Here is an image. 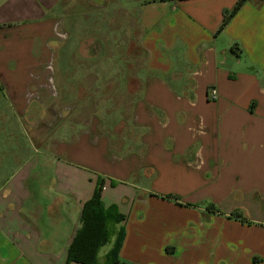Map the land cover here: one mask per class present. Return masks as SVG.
<instances>
[{
  "label": "crops",
  "instance_id": "1",
  "mask_svg": "<svg viewBox=\"0 0 264 264\" xmlns=\"http://www.w3.org/2000/svg\"><path fill=\"white\" fill-rule=\"evenodd\" d=\"M239 1L0 0V264H68L100 187L125 218L122 261L264 264V0L221 30ZM97 10L118 11L121 48L133 18L146 55L120 138L110 116L79 128L60 100L123 80L107 55L102 75L72 56L57 68L64 34Z\"/></svg>",
  "mask_w": 264,
  "mask_h": 264
},
{
  "label": "rangeland",
  "instance_id": "2",
  "mask_svg": "<svg viewBox=\"0 0 264 264\" xmlns=\"http://www.w3.org/2000/svg\"><path fill=\"white\" fill-rule=\"evenodd\" d=\"M117 12L118 11L105 13L98 10L94 11L90 18H83L79 24H77L76 28L78 30L75 32H70L68 30L69 33L64 34L68 37L65 39L66 41L64 40L66 43L64 44V48L61 49L60 56L58 57L59 63L57 62V68L60 67L61 71H59L62 72L63 67L64 71L65 69H71L81 63H86L82 65L84 68L89 66V64H93V69L101 74L100 71L105 69V66L100 64L96 65L95 58L97 56L107 55L109 57L124 59L125 73L123 80L121 82L111 81L101 84L103 85V90H106L103 91V93H107L108 96H89L88 94L90 91L82 90L77 91L78 95L76 97L65 96L66 93H63L64 95L60 97L63 104H72V109L74 111L71 110L70 116L73 121L81 124L79 128L83 129L85 123H87L93 115H99L101 117L110 116V121H112V124L114 123V134L116 136H121L131 131V129H129L131 124V109L136 100L134 94L139 92L141 85L136 79V74L143 71V63L146 55L139 45L138 28H132L129 23L133 18H126L125 21H123L126 28L124 34V47L121 48L118 46L120 43H118V45L116 44L117 33L113 30L118 28L121 22V17H117ZM91 43H94V46L90 49ZM70 56L74 58L72 62H76L77 64L70 67L62 65L66 58ZM66 62H68V60ZM85 85H87V88L89 87L88 81H86ZM85 92H87L86 96L84 95ZM94 92L95 91H93V94ZM65 118H63V113H56V123L65 120ZM79 130L80 129H78V132ZM130 135H128V138L131 137L130 139H135L133 133ZM117 144L116 147L119 148V142H117Z\"/></svg>",
  "mask_w": 264,
  "mask_h": 264
},
{
  "label": "trees",
  "instance_id": "3",
  "mask_svg": "<svg viewBox=\"0 0 264 264\" xmlns=\"http://www.w3.org/2000/svg\"><path fill=\"white\" fill-rule=\"evenodd\" d=\"M248 0H240L231 13L226 15L222 29ZM102 187L87 204L83 213V225L69 250L68 264H96L101 247L115 238L112 252L107 255V264H132L120 259V251L125 238V218L120 216L115 207L105 208L101 199ZM233 216V215H232ZM233 217H240L235 215Z\"/></svg>",
  "mask_w": 264,
  "mask_h": 264
},
{
  "label": "built area",
  "instance_id": "4",
  "mask_svg": "<svg viewBox=\"0 0 264 264\" xmlns=\"http://www.w3.org/2000/svg\"><path fill=\"white\" fill-rule=\"evenodd\" d=\"M210 91H211V98L213 100H217V98H218V91L215 88H211Z\"/></svg>",
  "mask_w": 264,
  "mask_h": 264
}]
</instances>
